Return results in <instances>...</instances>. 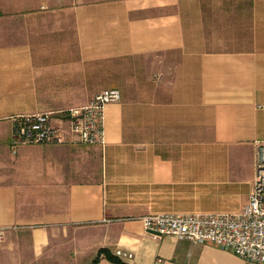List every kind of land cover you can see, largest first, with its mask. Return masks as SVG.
I'll return each mask as SVG.
<instances>
[{
  "label": "crops",
  "instance_id": "0c3cea01",
  "mask_svg": "<svg viewBox=\"0 0 264 264\" xmlns=\"http://www.w3.org/2000/svg\"><path fill=\"white\" fill-rule=\"evenodd\" d=\"M116 88L103 147H10L11 117ZM264 141V0H0V227L92 264H249L144 229L157 213L238 212ZM17 230V231H14ZM6 248V246H4ZM97 264H113L100 257Z\"/></svg>",
  "mask_w": 264,
  "mask_h": 264
},
{
  "label": "built area",
  "instance_id": "2783aa9c",
  "mask_svg": "<svg viewBox=\"0 0 264 264\" xmlns=\"http://www.w3.org/2000/svg\"><path fill=\"white\" fill-rule=\"evenodd\" d=\"M120 97L118 89L106 88L80 106L14 115L10 147L13 152L23 144L78 142L103 147L104 108ZM140 220L149 232L191 243H212L249 264L264 263V141L256 142L253 186L238 212L157 213ZM4 237L5 228L0 227V242ZM114 255L132 258L121 249Z\"/></svg>",
  "mask_w": 264,
  "mask_h": 264
},
{
  "label": "rangeland",
  "instance_id": "374dc122",
  "mask_svg": "<svg viewBox=\"0 0 264 264\" xmlns=\"http://www.w3.org/2000/svg\"><path fill=\"white\" fill-rule=\"evenodd\" d=\"M6 240L7 235L0 242V264H59L64 258L71 256L66 240L57 237L52 238L41 252H35L30 245L29 236L19 230L9 237V241ZM83 264H90V261L86 258Z\"/></svg>",
  "mask_w": 264,
  "mask_h": 264
},
{
  "label": "trees",
  "instance_id": "16d2710c",
  "mask_svg": "<svg viewBox=\"0 0 264 264\" xmlns=\"http://www.w3.org/2000/svg\"><path fill=\"white\" fill-rule=\"evenodd\" d=\"M100 257L106 258L108 261L112 262L113 264H126L123 262L119 257L115 256L112 254L108 249L106 248H100L97 251L96 256L92 260V264H97L99 261Z\"/></svg>",
  "mask_w": 264,
  "mask_h": 264
},
{
  "label": "water",
  "instance_id": "95a60500",
  "mask_svg": "<svg viewBox=\"0 0 264 264\" xmlns=\"http://www.w3.org/2000/svg\"><path fill=\"white\" fill-rule=\"evenodd\" d=\"M151 233H155V232H153V231H150Z\"/></svg>",
  "mask_w": 264,
  "mask_h": 264
}]
</instances>
